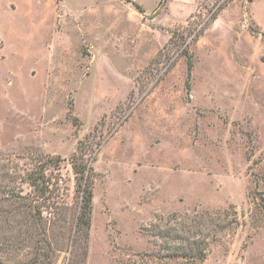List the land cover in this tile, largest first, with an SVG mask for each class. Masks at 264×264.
I'll return each instance as SVG.
<instances>
[{
  "label": "rangeland",
  "instance_id": "rangeland-1",
  "mask_svg": "<svg viewBox=\"0 0 264 264\" xmlns=\"http://www.w3.org/2000/svg\"><path fill=\"white\" fill-rule=\"evenodd\" d=\"M44 179L54 264H264V0H0V197Z\"/></svg>",
  "mask_w": 264,
  "mask_h": 264
},
{
  "label": "trees",
  "instance_id": "trees-1",
  "mask_svg": "<svg viewBox=\"0 0 264 264\" xmlns=\"http://www.w3.org/2000/svg\"><path fill=\"white\" fill-rule=\"evenodd\" d=\"M194 41H197V38L194 39ZM192 68V62H190L189 59V73L192 71ZM82 144V142L79 144L77 153L73 157V170L75 175L79 177V187H82L81 191L83 193V201L85 202L82 206L81 213L78 218V226L79 229L83 232L85 238H87L90 229V215L92 209L91 203L93 199L92 184L88 182V180L89 176L93 173V168L88 167L85 164V153L83 148L81 147ZM49 184V181H46L45 179L43 182H37V184H35V188L37 190H40L41 193L39 195V198L36 199L21 195L12 197H0V225H3L4 222L6 224H9L12 219H21L22 221L26 220V223L30 225L29 240L34 242V252L32 259L28 264L55 263L54 258L56 251L51 247V244L48 242V247L45 250L40 246L41 244H43V242L46 241L45 238H47L46 220L43 216L40 202L46 199L42 197H44L47 190H49ZM3 193L5 192L3 191ZM40 199L42 200L39 201ZM3 235L4 232H2L0 228V239ZM204 259L205 255L200 252V261H203Z\"/></svg>",
  "mask_w": 264,
  "mask_h": 264
}]
</instances>
